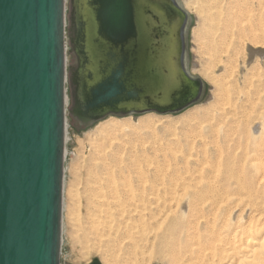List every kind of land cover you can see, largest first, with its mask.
I'll list each match as a JSON object with an SVG mask.
<instances>
[{
	"label": "water",
	"instance_id": "water-1",
	"mask_svg": "<svg viewBox=\"0 0 264 264\" xmlns=\"http://www.w3.org/2000/svg\"><path fill=\"white\" fill-rule=\"evenodd\" d=\"M190 23L180 0H0V264H60L67 117L87 128L202 100Z\"/></svg>",
	"mask_w": 264,
	"mask_h": 264
},
{
	"label": "bare ground",
	"instance_id": "bare-ground-1",
	"mask_svg": "<svg viewBox=\"0 0 264 264\" xmlns=\"http://www.w3.org/2000/svg\"><path fill=\"white\" fill-rule=\"evenodd\" d=\"M243 1L228 11L229 25L249 19ZM257 8L247 39L263 56L264 2ZM247 68L234 81L220 69L221 97L201 123L208 136H197L190 149L174 148L173 135L151 149L163 155L162 166L115 171L112 160L91 174L86 230L94 241L117 238L148 264H264V71Z\"/></svg>",
	"mask_w": 264,
	"mask_h": 264
},
{
	"label": "rangeland",
	"instance_id": "rangeland-1",
	"mask_svg": "<svg viewBox=\"0 0 264 264\" xmlns=\"http://www.w3.org/2000/svg\"><path fill=\"white\" fill-rule=\"evenodd\" d=\"M180 1L191 18L188 29L189 71L203 81L204 96L199 103L175 115L147 113L107 117L87 128L74 126L68 117L70 141L67 145L66 138L60 264H86L93 260L100 264H148L137 259L117 238L94 241L86 230L89 223L86 206L91 195L87 187L91 174L101 165L112 164V160H115V171L137 163L162 166L163 155L157 153L159 156L155 158L151 152V149L156 150L157 143L165 146L175 135L179 140L174 148L190 149L197 136H208L201 123L221 97L218 85L225 78L220 69L233 73V81L245 64L249 67L247 71L252 68L255 72L264 71V55L259 53V48L256 49L260 44L251 45L252 40L247 39V31L258 21L257 6L264 0H244L242 4L251 10L250 17L241 24L232 25L227 23L226 16L229 10L234 12L231 8L235 0ZM229 61L231 64L227 65ZM72 62L73 57L67 55V65ZM247 78H250V72ZM120 122L125 123V129L110 128L111 124ZM213 141L217 142L215 137ZM145 146L151 148L145 149ZM114 154L116 157L112 158Z\"/></svg>",
	"mask_w": 264,
	"mask_h": 264
},
{
	"label": "built area",
	"instance_id": "built-area-1",
	"mask_svg": "<svg viewBox=\"0 0 264 264\" xmlns=\"http://www.w3.org/2000/svg\"><path fill=\"white\" fill-rule=\"evenodd\" d=\"M69 121H68V117L66 118L65 120V135H64V151H65V146H66V138H67V145L70 141V138H69ZM68 154V153H67Z\"/></svg>",
	"mask_w": 264,
	"mask_h": 264
},
{
	"label": "flooded vegetation",
	"instance_id": "flooded-vegetation-1",
	"mask_svg": "<svg viewBox=\"0 0 264 264\" xmlns=\"http://www.w3.org/2000/svg\"><path fill=\"white\" fill-rule=\"evenodd\" d=\"M167 9H170V8H167ZM171 11H172V9H171L170 11H168L169 17H172L173 14H174V13H172ZM156 18H158V16H156ZM166 19H167V17H166Z\"/></svg>",
	"mask_w": 264,
	"mask_h": 264
}]
</instances>
